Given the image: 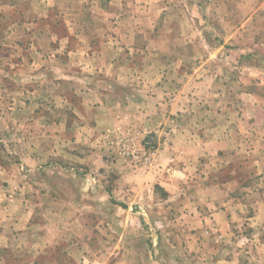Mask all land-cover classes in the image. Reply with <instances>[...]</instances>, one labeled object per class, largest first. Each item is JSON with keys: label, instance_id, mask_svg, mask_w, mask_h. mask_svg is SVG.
Instances as JSON below:
<instances>
[{"label": "crops", "instance_id": "0c3cea01", "mask_svg": "<svg viewBox=\"0 0 264 264\" xmlns=\"http://www.w3.org/2000/svg\"><path fill=\"white\" fill-rule=\"evenodd\" d=\"M80 2L92 5L102 21L89 32H68L69 40L75 35L94 42L72 49L75 76L55 81L65 68L57 59L45 60L57 52L54 45H40L49 34L33 31L36 47L28 53L24 33L15 32L28 16L20 3L0 0V42L8 45L0 48V136L34 135L40 146L48 130L67 128L46 120L58 112L57 101L73 114L68 129L74 136L123 127L153 133L160 170L173 167L176 173H157L155 181L169 193L168 206L181 205L183 219L175 230L189 238L167 237V247L193 245L192 232H198L205 264L263 263L264 189L253 193L250 176L241 170H264V93L253 90L264 89V0H53V5L70 9ZM50 34L49 42L58 40ZM63 86L71 98L62 100ZM46 101L54 107L45 109ZM9 123L20 127L15 131ZM34 153L39 156L40 149ZM35 160L29 155L25 164ZM259 172L264 184V171ZM21 180L19 193L0 191L1 201L16 199L11 205L0 201V264L92 262L88 248L79 251L74 242L78 227L59 229L57 223L63 215L88 214L79 212L75 193L55 186L46 200L38 187L46 179ZM38 209L41 216L35 217Z\"/></svg>", "mask_w": 264, "mask_h": 264}, {"label": "rangeland", "instance_id": "374dc122", "mask_svg": "<svg viewBox=\"0 0 264 264\" xmlns=\"http://www.w3.org/2000/svg\"><path fill=\"white\" fill-rule=\"evenodd\" d=\"M13 1L15 4L20 3L19 7H23L24 14L28 16L20 19L21 24L15 25L18 29H15V32L20 31L26 37L23 41L24 50L28 53L35 50L37 38L32 34L33 31L37 29L45 31L49 36L40 45L45 43L52 49L54 45L57 50L56 54L46 56L45 60L53 64V59H57L65 68L60 75H56L55 81L61 78L71 80L70 77L75 76L71 65L75 64L76 59L70 52L94 41L75 35L69 40L68 32L77 30L74 34H79L81 31L89 32L92 28L96 29L103 15L92 5L83 2H80L83 3L82 6L78 3V6L69 9L59 4L53 5V0H28L24 4L21 0ZM18 9L21 13L22 9ZM1 11L4 13L5 10L2 8ZM163 16L164 14H161L159 19ZM27 32L28 36L25 34ZM50 33L58 40L49 42ZM61 35L63 39L60 38ZM0 43L3 50L8 47L4 39ZM4 75L6 77L5 73ZM253 90H258L262 95L264 93L263 88ZM71 94L69 87H62L60 95L62 100L71 98ZM46 95L48 96V92ZM49 101L45 102V109L54 107ZM56 103L57 106L54 108L58 109V112L54 117H46V120L55 121L58 126L63 122L67 128L48 130L49 134L43 137L40 146L37 145L40 139L34 135L0 136V191H12L14 195L19 193L21 187L19 182L22 181L23 175L29 179L34 177L46 179V184L38 186L46 200L49 195L47 193L53 192L55 186L59 187L63 194L73 191L75 193L73 201L80 209L79 212L85 211L88 214L63 215L59 217L57 223L59 229L63 228L62 226H69V229L72 226L78 227L73 229V232L79 235L76 234L77 239L74 242L79 251L88 248L92 260L89 264H205L203 237L198 232H192L195 240L193 245L189 242H184L181 248L166 245L169 244L167 237H180L178 241L189 238L185 232L175 230L180 225L178 221L183 219L181 205L168 206L166 201L169 193L165 186L155 181L157 173H161L162 176L168 173L176 174L173 167L160 170L163 165L155 134L140 135L135 129L123 127L111 134L104 133L94 137L74 136L68 129L74 118L68 104L64 101ZM8 125L14 127L15 131L20 127L13 123ZM61 130L64 132H60ZM38 148L39 156H35L37 153L34 152ZM29 155L34 156L35 161L39 162L35 165L25 164ZM241 171L243 175L250 176L249 189L260 194L264 184L260 180L262 174H259L261 173L259 171L264 170L260 167L244 168ZM12 176L18 179L14 184L5 179ZM54 179H57L56 185L52 183ZM73 179H78L76 180L78 182L73 183ZM97 192L106 196L103 198L97 195ZM66 199L63 197V200ZM15 201L14 197L1 202L11 205ZM17 201L25 203L22 200ZM41 202H44V199ZM253 202L255 204L256 201ZM33 214L40 217L41 210H35ZM240 234L241 232L236 236ZM243 234L251 233L244 230Z\"/></svg>", "mask_w": 264, "mask_h": 264}]
</instances>
